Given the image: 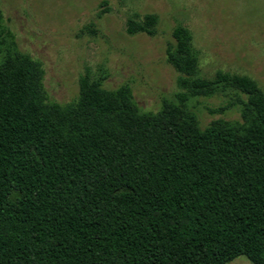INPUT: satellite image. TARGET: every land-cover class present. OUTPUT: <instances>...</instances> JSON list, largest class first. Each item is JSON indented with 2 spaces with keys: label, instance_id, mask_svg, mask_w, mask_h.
Instances as JSON below:
<instances>
[{
  "label": "trees",
  "instance_id": "obj_1",
  "mask_svg": "<svg viewBox=\"0 0 264 264\" xmlns=\"http://www.w3.org/2000/svg\"><path fill=\"white\" fill-rule=\"evenodd\" d=\"M158 22L136 13L126 31ZM171 34L178 101L143 111L128 84L84 75L60 103L0 10V264H264V93L201 77L190 30ZM227 89L245 96L240 119L202 127L188 100Z\"/></svg>",
  "mask_w": 264,
  "mask_h": 264
},
{
  "label": "rangeland",
  "instance_id": "obj_2",
  "mask_svg": "<svg viewBox=\"0 0 264 264\" xmlns=\"http://www.w3.org/2000/svg\"><path fill=\"white\" fill-rule=\"evenodd\" d=\"M0 10L17 48L42 62L52 101L73 100L84 75L108 89L128 84L143 111L178 101L187 90L166 61L177 24L191 32L201 77L246 75L264 93V0H0ZM136 13L158 16L155 35L127 33ZM238 97L245 99L227 89L188 103L204 127L216 118L240 119ZM226 264L253 263L239 255Z\"/></svg>",
  "mask_w": 264,
  "mask_h": 264
}]
</instances>
